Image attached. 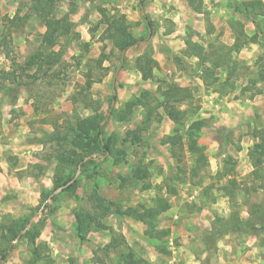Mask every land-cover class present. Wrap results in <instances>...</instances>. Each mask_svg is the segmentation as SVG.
<instances>
[{
	"label": "rangeland",
	"instance_id": "374dc122",
	"mask_svg": "<svg viewBox=\"0 0 264 264\" xmlns=\"http://www.w3.org/2000/svg\"><path fill=\"white\" fill-rule=\"evenodd\" d=\"M249 1L54 0L52 14L39 15L36 0H0V264H30L35 247L34 264H131L129 252L143 261L153 253L161 264H223L228 256L230 263L264 264V249L247 245L249 239L260 245L264 227V186L252 179L248 159L255 131L264 128V0L257 25L238 11ZM113 20L144 40L120 53L110 37ZM197 48L203 62L194 56ZM138 57L153 62L149 79L141 77ZM166 83L190 92L177 104L183 124L158 108L145 126L142 108L126 104L144 92L150 105L158 104ZM226 104L231 112L223 116L231 123L219 114ZM93 118L114 140L117 161L106 156L79 168L73 187L58 191L77 169L57 157L79 152L70 139ZM188 128L201 153L190 152ZM174 135L178 143H165ZM89 149L80 151L83 162L97 155H86ZM94 187L121 210L143 212L166 197L173 213L155 222L167 235L149 239L128 226L134 233L127 245L119 229L128 217L108 214L98 219L103 228H91L81 241L74 214L91 211ZM223 196H233L227 216H221ZM236 216L246 226L235 228ZM34 224L39 234L32 245L25 234ZM11 230L19 232L14 240Z\"/></svg>",
	"mask_w": 264,
	"mask_h": 264
},
{
	"label": "trees",
	"instance_id": "16d2710c",
	"mask_svg": "<svg viewBox=\"0 0 264 264\" xmlns=\"http://www.w3.org/2000/svg\"><path fill=\"white\" fill-rule=\"evenodd\" d=\"M190 3H193L195 0H188ZM37 8L35 9L36 13L39 15H48L52 14V7L54 0H36ZM244 8L238 10L242 15L245 17V19L250 20L252 23L256 24V17L259 11L262 10V3L258 0H253L249 2L243 3ZM36 7V6H35ZM198 10V9H197ZM257 12V14H256ZM143 19L146 21L147 25L150 26V23L147 21V18L144 14H141ZM19 19V17H14L10 20H8L11 24H14L16 20ZM65 27V30L63 34L68 30L66 27V23L63 20L62 21V28ZM108 27H111V29H114L115 32L110 35L112 38V43L115 48L119 50L120 53H123L130 47H133L140 43L141 41L144 40H136L134 39L126 30V27H123L121 23L113 20ZM258 27V26H257ZM256 38V36H253V39ZM44 41L47 42V44H53V32L51 29H47L46 33L43 37ZM234 49L237 50L236 48V43L232 45ZM198 51L194 53V56L200 61L203 62V50L202 48H197ZM145 59V62L143 61ZM137 68L141 73V77L143 80L149 79L151 77V71H152V64L153 62L149 60L146 57H138L137 58ZM215 66V65H214ZM207 70H205L204 73H206ZM162 87H160L161 89ZM189 90L186 88H181L175 84H165L163 86V91L161 92L160 96L161 100L159 103L150 105L149 103V98L150 95L146 92H144L143 96L140 98H136L126 104V107L130 109V111L137 107L140 106L144 112V121L143 124L145 126L149 125V123L152 121L153 116L156 114V110L158 108H162L168 118L172 121L173 124L175 125H182L183 122L182 120L185 117V113L181 111L178 107L177 104H180L183 99L186 97H189ZM121 114V113H120ZM119 114V115H120ZM118 115L119 119L120 116ZM83 126L80 128L79 134L76 135L77 138H71L70 143L72 146L76 147L77 151H68L67 156L61 155L58 159L59 163H64L67 159L70 160V162L73 163L74 167L76 169L79 167L81 171L84 170V168L88 165L93 163L95 160L98 159H104L106 156H111V157H118V150H115L113 148L114 145V140H112L111 137H108L105 139L104 131L103 128L100 127V122L96 120V118L89 119V120H84L82 123ZM188 134H187V139H188V146L189 150L191 153H201L203 151L202 147L197 146V143L195 141V138L193 135L190 134L189 131L190 128L187 129ZM82 135H81V134ZM254 138L256 139L255 144L252 146V148L248 151V159L250 162V165L252 167L251 171V176L252 179L254 180H261V186H264V176L260 173V169L263 164L264 160V128L260 130L255 131ZM86 139L88 144H85L83 140ZM181 136L180 135H174L172 137H168L165 143L168 142L170 145H173L175 143H178L180 141ZM78 140L80 145L76 144V141ZM90 145V149L88 153H85L86 155H91V153H95L97 155H93L89 160L86 162H83V156L81 155L82 152H80L84 147H87ZM73 156L76 157L75 160H73ZM117 157L115 161H117ZM203 157V156H201ZM69 162V163H70ZM221 176H226V173H221ZM71 178H68L66 183L70 181ZM234 183V182H232ZM65 184V183H64ZM73 187V185H70L66 190L70 189ZM222 190L227 191L225 187L221 188ZM174 190H171L170 186L167 187L166 193L167 195H172ZM91 198H93V203L91 205V211L90 210H84V209H79L75 211L74 214V229L75 232L78 236V238L83 241L85 239V235L90 232L91 228L95 227V229H101L103 226L99 222V218H103L107 216L108 214H114L116 216H125L128 218H131L134 221L140 222L143 224L145 227L144 230V235L149 238V239H155V240H161L167 235V231L163 230H158L157 225H156V219L158 218L159 215L162 213L166 212L169 209V203L167 201V198H156L154 200L156 206L153 208H149L143 212H139L135 209L132 208H127L126 210H121L118 207H113V203L105 200L103 197L98 195L97 189L94 187L92 194L90 195ZM93 196V197H92ZM231 197L230 199H233V196H228ZM237 217V216H236ZM237 217L235 218V221H238V224H236L235 228L241 229L245 224H240V219ZM251 224V223H250ZM36 224H34L31 229L25 234V238L29 240V242L33 245L35 242V239L37 235L39 234L37 230L35 229ZM247 227H250L252 230L255 229L254 224L247 225ZM24 226L21 227L23 229ZM258 231L261 233V238H260V246L264 249V227H260ZM11 240H14L19 232L11 230ZM10 240V241H11ZM117 243V240H115ZM121 242L123 243V239L121 238ZM120 242V243H121ZM109 247H112V242H110L106 248L108 249ZM12 247L9 248L8 251L12 250ZM8 251L6 253H8ZM38 252L37 248L35 247L33 249V255L32 259L30 261V264H34L37 260H39L38 257ZM128 257L131 258V264H150L146 261H143L141 259H135L134 255L129 252ZM2 260H5L6 254L2 255ZM135 259V260H134ZM134 260V261H133Z\"/></svg>",
	"mask_w": 264,
	"mask_h": 264
},
{
	"label": "crops",
	"instance_id": "0c3cea01",
	"mask_svg": "<svg viewBox=\"0 0 264 264\" xmlns=\"http://www.w3.org/2000/svg\"><path fill=\"white\" fill-rule=\"evenodd\" d=\"M213 97H216V94L215 93H212V92H210V94H209V96L207 97V98H209V101H207L208 103H207V106L209 107V109H212V108H210V100H212V98ZM228 105H230V104H226V106L224 107V108H221L223 111H221L219 114H221L222 115V118H221V120L222 119H224V121H229V123H231L232 122V120H231V118L230 117H225V116H223L224 114H223V112L225 113V112H227V111H230V109H228L227 110V106ZM236 105V104H235ZM237 106V105H236ZM212 107V106H211ZM218 108V107H217ZM220 109V108H219ZM239 109L240 108H236V109H233V110H238L239 111ZM220 111V110H219ZM231 112V111H230ZM213 115V114H212ZM230 116V115H229ZM167 118H168V116H166ZM169 119V118H168ZM170 120V119H169ZM171 121V120H170ZM171 127V126H170ZM206 130V129H205ZM208 130V129H207ZM204 134H206V133H202V135L203 136H205ZM208 146H210V145H208ZM211 147H213V145H211ZM207 152H208V150H206ZM214 151H215V149H214ZM252 169V168H251ZM193 197L194 196H191L190 197V199H193ZM227 198H228V200H230L229 199V197L228 196H223V197H221L220 198V200H221V204H222V206H221V208H222V211H221V216H227L228 215V212H230L229 210V201L227 200ZM218 200V199H217ZM216 209H218V208H216ZM173 210H174V208L173 209H169V210H167L166 212H164V213H162V215H159L160 217H162V216H164V215H168V213H173ZM218 211V210H217ZM201 214V213H200ZM159 217V218H160ZM131 219V218H130ZM130 219H125V221L123 222V224L124 223H126L127 225L126 226H121L120 227V229H119V231H120V233L122 234L121 235V237L124 239V241H125V243L127 244V245H129V240H130V238H129V236H127V234H132V233H134L132 230L133 229H135V228H137V229H141V234L143 233L144 234V230H145V227L143 226V224L142 223H140V222H137V221H135L134 222V220L132 221V220H130ZM210 220H212V218L210 219ZM121 224H122V222H121ZM128 226H130V227H132V230L131 231H128ZM140 227H143V228H140ZM157 227H159V228H157V229H163L162 228V226H161V224H160V222H159V225L157 226ZM165 228V227H164ZM210 227H208V228H204L205 230H207V231H211L210 229H209ZM247 245H248V247L249 248H256L257 247V249H260L261 247H260V245H259V243L257 244V242H256V240H252V239H249V241H247ZM221 247H223L224 249H228V247H229V244H227V243H222L221 244ZM230 248V247H229ZM223 251H225V250H223ZM255 252H256V250H255ZM223 255V254H222ZM234 256V255H233ZM143 257H145V259H146V261L148 262V263H150V264H161V259L159 258V256H157V255H155V254H153V253H148V257L146 256V254H144V256ZM162 262L163 263H165V260H162ZM167 262V261H166ZM223 264H246V262L244 263V262H233V263H230V261H229V256H228V259H226V257L223 259ZM168 264H172V262L171 261H169L168 262ZM252 264H256V262H253Z\"/></svg>",
	"mask_w": 264,
	"mask_h": 264
},
{
	"label": "water",
	"instance_id": "95a60500",
	"mask_svg": "<svg viewBox=\"0 0 264 264\" xmlns=\"http://www.w3.org/2000/svg\"><path fill=\"white\" fill-rule=\"evenodd\" d=\"M79 172H80V169L78 167L77 168V171H76V174L74 175V177L69 182H67L64 186L58 188V191H61L62 189L66 188L67 186L71 185L75 181V179H76V177H77V175H78Z\"/></svg>",
	"mask_w": 264,
	"mask_h": 264
}]
</instances>
